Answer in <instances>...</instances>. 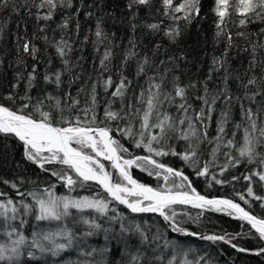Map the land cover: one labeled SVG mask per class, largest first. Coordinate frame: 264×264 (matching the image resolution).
<instances>
[{
	"label": "snow or ice",
	"instance_id": "6c2138e0",
	"mask_svg": "<svg viewBox=\"0 0 264 264\" xmlns=\"http://www.w3.org/2000/svg\"><path fill=\"white\" fill-rule=\"evenodd\" d=\"M161 2L163 14L174 23L173 27L165 31V35L175 41L180 35L178 22L184 20L187 26L199 16L201 0H181L179 4H174V0ZM0 4L7 7L8 0H0ZM34 6L38 10L37 21H48L53 19L57 9L72 7V0H39L38 4L34 0ZM133 6H145L150 11L152 0H129L128 8L131 10ZM13 8L15 10V6ZM41 9L47 11L40 15ZM211 11L216 18L215 37L217 40L223 38L226 47L222 57H213L207 80L202 82V94L195 96L200 102L198 111L193 108L189 92V89L197 88V83L183 84L180 77L174 74L173 68H165L163 73L157 70V81L156 75L148 76L146 66L152 68L154 61L147 56L137 63V75L147 76L148 83V88L142 89L138 103L125 101L126 94L131 90V81L127 77L122 76L115 85L111 77L105 80V91L114 86L111 96L118 98L122 107L114 111L111 108L114 101H107L108 106L104 108L102 120L97 114L95 84L91 93L87 94L90 98L85 100L82 107L80 100L71 93L65 94L67 99L63 103L60 97L50 93L33 101L30 92L36 86L35 66L25 79L24 95L18 98L19 107L0 104V136L18 141L27 161L37 165L67 189V194L64 195H57L55 184L20 191L17 184L3 181L16 189V195L20 199L15 200L7 192H0V236L6 238L0 242V264H28V261H41L46 256L60 258L71 251H75L77 259H69L66 264H99L94 256L108 252V243L112 240L122 245V256L127 257L120 264H141V261L143 264H164L165 253L169 256L166 264H201V261L208 264L204 256L188 259L191 249L186 251L176 241L168 240L159 228L153 232L149 221L144 220L143 216L137 219L136 215H128L125 210L130 214H157L167 230L185 236L197 234L181 226L182 221H178L177 216L187 213L178 212L177 206L190 205L200 209L198 216L205 210L225 213L250 226L249 231L243 235L251 234L264 242V154L257 152V144H264V121L258 127L256 119L264 113V60H257V49H264V43H252L250 40L252 35L264 37V27H260L258 33L248 31L250 24H264V0H214ZM86 14L91 16L93 13ZM233 16L235 21L232 20ZM230 22L235 27L244 29L237 31L235 36L249 41L252 57L249 70L260 68L258 77L253 74L247 79V83L240 81V87L244 89L242 97L231 93L229 80L232 79V74L225 67L228 51L235 44L228 28ZM160 23L145 26L158 32ZM58 27L66 29L68 19L65 18ZM132 27L135 29L136 25L133 24ZM40 31H43V27ZM95 35L106 38L100 21H97ZM21 47L35 58L38 52L35 45L25 40ZM55 47L61 58L71 51L69 43L63 38ZM247 50L246 48L245 51ZM110 55V51H106L101 60L105 70L104 62ZM135 55L137 54L129 49L125 63ZM169 60H173L175 67L174 58L169 57ZM18 62L23 61L21 59ZM63 63L64 71H71L69 61L63 59ZM164 63L160 61V64ZM221 69H224L222 86L210 89L208 81L212 80L214 72ZM61 75L60 71L45 73L43 79L59 88L62 83ZM18 77L22 78L21 74L18 73ZM14 87H18V84ZM257 96L262 99L257 101ZM7 99L15 103L17 96L9 94ZM242 100L256 104V110L251 106L245 107ZM236 104L241 112L240 122L232 119V109ZM165 105L174 108L178 115L171 114ZM218 107L220 111L219 118L215 121L216 134L210 137L209 123L213 120L212 113ZM110 122H117L116 126L113 127ZM240 129H243V136L238 140L237 132ZM257 131L259 135L254 136ZM116 134L119 138H116ZM125 137L136 148L145 150L147 155L133 156L129 147L121 143ZM172 141H183L184 151H176L170 143ZM207 145H213L210 153ZM232 149L235 151H231ZM206 154L211 155L210 160L203 159ZM218 154L226 157L224 165L220 167L221 175L241 163L257 165L258 170L248 168L247 174H242L243 179L248 182L246 193H236L239 201L248 206L247 209L231 198H207L193 186L189 178L192 174L197 177L211 175L216 184L226 182L210 173V166L215 165ZM166 156L179 157L188 168L193 169V173L186 174L185 171L156 159ZM51 165L57 167H48ZM134 168L146 172L149 177L154 176L157 186L135 179L132 175ZM239 179L240 177L233 176V180ZM161 180L163 184L160 183ZM253 184L259 185L261 192L255 191ZM78 188H87L94 194L73 196L72 193ZM253 204L260 209L258 214H253ZM118 206H123V209L118 210ZM30 219L36 224L30 223ZM41 222L50 227H41ZM26 226L32 228L29 235L25 234ZM101 234L105 246L102 249L91 247L88 238ZM201 238L229 243L239 252L249 251L232 243L235 237L227 233ZM162 239L163 245L159 243ZM181 254L183 259H179ZM254 254H264V246Z\"/></svg>",
	"mask_w": 264,
	"mask_h": 264
},
{
	"label": "trees",
	"instance_id": "16d2710c",
	"mask_svg": "<svg viewBox=\"0 0 264 264\" xmlns=\"http://www.w3.org/2000/svg\"><path fill=\"white\" fill-rule=\"evenodd\" d=\"M180 2L181 0H174V4ZM35 3L38 4L39 0H35ZM128 3L129 0H72V7L62 10L57 9L53 19L48 21H37L38 10L34 6V0H8L7 7L0 4V104L12 108L19 107L20 101L18 98L24 95L25 79L35 66L37 79L34 83L36 86L30 92L33 101L50 93L53 96L60 97L63 103L67 99L65 94L71 93L73 97L80 100V106L82 107L85 100L90 98L87 94L91 93L92 86L95 84L98 104L97 114L102 120L104 108L108 106L107 101H114L111 104L114 111H118L122 107L119 99L111 96L114 86L105 91V80L111 77L115 85L122 76L127 77L131 81V90L126 94L125 101L138 103L140 93L142 89L146 90L148 88V83L147 76L137 75V63L142 62L143 58L147 56L154 61L152 68L146 66L148 76L156 75L157 70L163 73L165 68H173L174 74L180 77L183 84L197 83V88L189 89V92L192 95L193 108L198 111L200 102L195 99V96L202 94V82L207 80L209 71L212 68L213 57H222L226 47L223 38L217 40L215 37L214 21L216 18L211 11L214 0H201L200 15L187 26L184 20L178 22L180 35L175 41L165 35V31L173 27L174 23L163 14L161 0H152L150 11L145 6H133L130 10ZM13 6H15V10ZM45 11L47 9H41L39 14L42 15ZM88 12L93 14L89 16L86 14ZM65 18L68 19V27L62 29L58 25ZM235 19L233 16L232 20L235 21ZM97 21H100L106 38H98L95 35ZM161 21L162 23H160ZM77 23L79 24L78 30ZM151 23H160V31L154 32L145 26ZM133 24L136 25L135 29L132 27ZM41 27H43V31H40ZM260 27H264V24L259 22L250 24L248 31L258 33ZM228 28L232 32L235 41L234 47L228 51L225 66L232 74V79L229 80V88L234 96L242 97L244 89L240 87V81L247 83V79L253 74L258 77L260 68L256 67L249 70V61L252 58L249 41L235 36L237 31H244V29L235 27L232 22L229 23ZM62 38L71 47V51L64 58L57 54L55 47ZM25 40L38 49L35 58L22 50L21 46ZM250 40L252 43H264V37L256 35H252ZM133 45L135 46L133 47ZM246 48L247 51H245ZM129 49H132L137 55L129 58L125 63V57ZM106 51H110L111 55L104 62L106 65L105 70L101 65V60ZM169 57L174 58L175 67H173V60H169ZM21 59L23 62H18ZM63 59L69 61L68 67L71 71H64ZM257 60H264V49H257ZM160 61L165 63L160 64ZM57 71L62 72V83L59 88L55 84L46 83L43 79L45 73L51 74ZM18 73L21 74L22 78L18 77ZM223 74L224 69L212 74V80L208 81L210 89L222 86ZM237 77L239 79H236ZM156 80H159L158 75H156ZM17 84L18 87H14ZM80 89L84 91H80ZM168 90H170V86ZM254 90L252 89V91ZM78 92L79 95L77 96ZM9 94L17 96L15 103L7 99ZM146 97L147 92L145 91ZM261 99L260 96L256 97L257 101ZM241 102L245 107L251 106L254 110L257 108L256 104H250L247 100ZM165 108L171 114L178 115L174 108H168L167 105H165ZM219 111L220 108L218 107L212 113L213 120L208 127L210 137L216 134L215 121L219 118ZM232 119L234 122L241 121L238 104L232 109ZM256 119L258 127L261 126L262 121H264V113H261ZM110 123L115 127L117 122ZM120 126H124L122 122H120ZM231 126L230 123L229 127ZM258 135V131L254 133V136ZM242 136L243 129H240L237 132V139L240 140ZM116 138H119L118 134H116ZM121 143L129 147V152L133 156L147 155L145 150L136 148L134 143L127 137L121 140ZM170 143L176 151L181 153L184 151L183 141H172ZM206 147L210 153L213 145H207ZM224 151H229V149H224ZM231 151L234 152L235 150L232 149ZM257 152L264 154V144H257ZM156 159L167 162L169 166L185 171L186 174L193 173V169L188 168L177 156L156 157ZM203 159L210 160L211 155L206 154ZM225 160V156L218 154L215 165L210 166V173L216 175L218 179L225 180V183H214L211 175L197 177L192 174L189 178L200 193L208 196H226L239 201L236 193H246V185L248 184L243 179L242 174H247L248 168L258 170V167L257 165L241 163L239 166L229 168L221 175L220 167L224 165ZM48 167L55 168L57 166L51 165ZM134 174L137 179L144 183H148L153 187L157 186V179L154 176L149 177L146 172H142L138 168ZM233 176L240 177V179L233 180ZM5 180L17 184L20 191L55 184L57 195L67 194V189L62 187L54 177L43 172L37 165L24 158L22 146L18 141L0 136V192H7L9 197L19 200L20 197L16 195V189H12L10 184H4L3 181ZM160 183L163 184V181L161 180ZM252 186L255 191L261 192L259 185L253 184ZM77 194L83 196L94 194V192H90L87 188H78L72 195L76 196ZM239 202L244 205L242 201ZM256 203L258 204V202ZM251 207L255 209L254 214L260 212L256 204L251 205ZM119 209H123V206H118ZM125 211L128 215H136L137 219L143 216L144 220L149 221L153 232L159 228L168 240L176 241L186 251L191 249L192 251L188 253V259L190 260L204 256L208 260V264H264V254L259 256L254 254L261 246H264V242L256 239L251 234L243 235V233L249 231L250 226L246 222L229 217L225 213L205 210L202 215L198 216V213L201 212L200 209L177 206L178 212L187 213V215L177 216V220L182 221L181 226L187 231L197 234L185 236L167 230L161 224L162 218L155 214H130L127 213V210ZM30 223L36 224L31 219ZM40 226L50 227L44 222H41ZM31 231L32 228L26 226L25 234L29 235ZM226 233L235 237L232 239V243L238 247L249 249V251L239 252L229 243L223 241L213 242L201 238L202 236L224 235ZM5 239V237L0 236V242ZM88 243L91 247L100 249L105 246L102 234L88 238ZM159 243L163 245V239ZM108 248V252L94 256L99 264H120L122 259L127 260V257L122 256V245L117 241H110ZM46 257L47 260L28 261V264H57L58 260L59 264H66L69 259H77L75 251L66 252L60 258ZM168 258V254L165 253L164 264H166ZM179 259H183V254L180 255ZM141 264H143V261H141ZM201 264H204V261H201Z\"/></svg>",
	"mask_w": 264,
	"mask_h": 264
},
{
	"label": "water",
	"instance_id": "95a60500",
	"mask_svg": "<svg viewBox=\"0 0 264 264\" xmlns=\"http://www.w3.org/2000/svg\"><path fill=\"white\" fill-rule=\"evenodd\" d=\"M134 177V176H133ZM135 178V177H134ZM135 179H137V178H135ZM139 182H142L141 180H139V179H137ZM142 183H144V182H142ZM149 185V184H148ZM151 186V185H150ZM196 188V187H195ZM196 190H197V192H199L198 191V189L196 188ZM200 193V192H199ZM201 195H205V194H203V193H200ZM207 198H218V199H221V198H229V197H226V196H208V195H205ZM235 200V199H234ZM235 202H238V203H241V202H239L238 200H235ZM241 205L242 206H244L242 203H241ZM185 207H188V208H193V207H191L190 205L189 206H185ZM244 207H246V206H244ZM246 209H247V207H246ZM149 214V213H148ZM151 214V213H150ZM254 214V213H253ZM155 215H157V214H155Z\"/></svg>",
	"mask_w": 264,
	"mask_h": 264
},
{
	"label": "flooded vegetation",
	"instance_id": "af4514ba",
	"mask_svg": "<svg viewBox=\"0 0 264 264\" xmlns=\"http://www.w3.org/2000/svg\"><path fill=\"white\" fill-rule=\"evenodd\" d=\"M136 170H137V168H134L133 170H132V175L135 177V172H136ZM136 178V177H135ZM143 182V181H142ZM146 184V183H145ZM148 184V183H147ZM150 185V184H149Z\"/></svg>",
	"mask_w": 264,
	"mask_h": 264
},
{
	"label": "rangeland",
	"instance_id": "374dc122",
	"mask_svg": "<svg viewBox=\"0 0 264 264\" xmlns=\"http://www.w3.org/2000/svg\"><path fill=\"white\" fill-rule=\"evenodd\" d=\"M43 259L47 260V257H44Z\"/></svg>",
	"mask_w": 264,
	"mask_h": 264
}]
</instances>
